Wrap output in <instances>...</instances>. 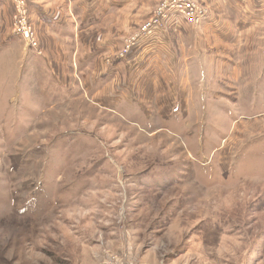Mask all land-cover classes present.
Wrapping results in <instances>:
<instances>
[{"label":"rangeland","instance_id":"374dc122","mask_svg":"<svg viewBox=\"0 0 264 264\" xmlns=\"http://www.w3.org/2000/svg\"><path fill=\"white\" fill-rule=\"evenodd\" d=\"M31 1L68 28L79 19L66 1ZM89 1L94 24L73 40L39 32L30 0L0 18V264H264V0H192L195 24L162 17L166 0ZM20 9L28 36L14 33ZM152 18L213 25L199 37L233 60L177 76L182 110L146 111L133 80L139 103H103L116 95L103 69Z\"/></svg>","mask_w":264,"mask_h":264},{"label":"crops","instance_id":"0c3cea01","mask_svg":"<svg viewBox=\"0 0 264 264\" xmlns=\"http://www.w3.org/2000/svg\"><path fill=\"white\" fill-rule=\"evenodd\" d=\"M63 1H66L69 5L68 14L79 18L75 19L74 23L73 21L68 23L70 29L63 25V17L55 13V10H53L55 7L46 8L30 0L29 9L33 16L34 24L39 32H49L52 36L58 37V39L67 40L66 37L69 38L68 31L70 30L72 31V37L69 40H73L74 31H78L75 29H77L76 26L79 25V21H83L81 24L82 30L79 31H84L94 24V19L91 20L90 17H95L94 14L89 11V0ZM10 3V0H0V18H2V22L7 21V19L10 21ZM72 4L73 6H70ZM9 21L5 25L7 30ZM169 24L170 23L151 36L140 39L130 54L121 59L112 68L108 69L107 67L103 69V78L100 79L102 84L99 88H106L114 82V90H112L111 93L116 92L115 100H113L114 97H112L111 100L103 103L114 101V104L117 105L119 104L118 101L121 102V99L125 100V98V101L129 104L139 103L132 97L133 80L137 82V88L140 87L145 89L148 94L146 98L150 106L146 108V111H150L152 108L151 110L153 112L162 113L168 111L171 107H173V111L182 110L185 107L184 100L186 99L179 96L175 91L173 94H170V91L176 88L175 86L177 84L174 82H176L175 78L177 76L180 74L182 75L189 69H191L189 73L196 74V72H198V74H200L202 72L200 71L201 69L205 72L207 68L217 63L224 62L229 65L231 59L233 60V55L228 51L225 45L217 42L207 47L206 41H203L201 37H199L205 30L206 33H210L209 30H212L213 25H208L209 30L206 29V27L205 30H203L201 28L195 29L187 27L188 24L183 20H178L176 24L172 23V26ZM212 32H216L217 34L215 27ZM170 33L173 34L172 37H170ZM5 39H7V37ZM5 39L2 38L1 41L3 42ZM46 44L49 49L55 47V49H53L54 52L49 51V53L55 54L58 46H55V43L51 40L47 41ZM113 44L114 40L110 39L102 42L99 47L101 51L94 54L96 48L91 50L82 59H78L79 61L75 63V69L78 71L80 65H82L81 70L86 68V66L94 62L99 55L101 56L102 53L105 52L106 54L111 51ZM188 47H190L192 53H187ZM41 54L43 55V51H41ZM94 55L98 56L92 57ZM45 61L47 62L48 60L46 59ZM203 76H205L204 73ZM200 77L201 76L198 75V78ZM102 89L100 90L102 91ZM100 90L98 89V93H100ZM171 102L173 105L169 108L168 106ZM194 106L195 105H192V107Z\"/></svg>","mask_w":264,"mask_h":264},{"label":"built area","instance_id":"2783aa9c","mask_svg":"<svg viewBox=\"0 0 264 264\" xmlns=\"http://www.w3.org/2000/svg\"><path fill=\"white\" fill-rule=\"evenodd\" d=\"M21 10V9H20ZM18 10L21 14L19 17H16L15 20V32L18 33L20 36L25 35L28 36V29L26 28V20L24 16V10ZM197 6L192 2V0H166L165 4L159 9V14L162 17H167V15L173 17L175 20L176 18H183L186 19L188 22H193V24L197 23V20L199 19V16H203V14L196 15ZM195 22V23H194ZM163 28L162 24L159 23L157 19H150L149 22H147L146 25H144V28L142 29L141 37L145 38L148 36H151L156 31ZM134 43V39L132 40L131 46ZM129 45H127V48H129ZM130 49V48H129ZM124 55L116 54L115 58H123ZM114 58V59H115ZM113 59V58H112ZM101 264H124L123 262L119 261H113V260H106L105 262Z\"/></svg>","mask_w":264,"mask_h":264}]
</instances>
